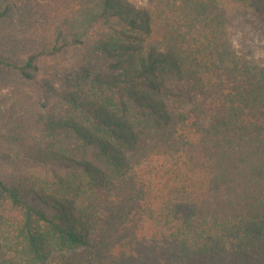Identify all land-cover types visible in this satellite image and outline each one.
<instances>
[{"label": "trees", "instance_id": "trees-1", "mask_svg": "<svg viewBox=\"0 0 264 264\" xmlns=\"http://www.w3.org/2000/svg\"><path fill=\"white\" fill-rule=\"evenodd\" d=\"M0 0V264H264L251 0Z\"/></svg>", "mask_w": 264, "mask_h": 264}, {"label": "rangeland", "instance_id": "rangeland-1", "mask_svg": "<svg viewBox=\"0 0 264 264\" xmlns=\"http://www.w3.org/2000/svg\"><path fill=\"white\" fill-rule=\"evenodd\" d=\"M251 2L250 9L235 15L232 20V46L236 54L264 65V0ZM147 4V0L136 1L139 7H146ZM4 94V90L0 91V96Z\"/></svg>", "mask_w": 264, "mask_h": 264}]
</instances>
